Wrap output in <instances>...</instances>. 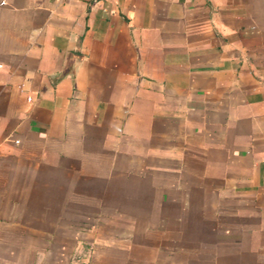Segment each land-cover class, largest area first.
I'll return each instance as SVG.
<instances>
[{"label": "crops", "instance_id": "1", "mask_svg": "<svg viewBox=\"0 0 264 264\" xmlns=\"http://www.w3.org/2000/svg\"><path fill=\"white\" fill-rule=\"evenodd\" d=\"M0 264H264V0H0Z\"/></svg>", "mask_w": 264, "mask_h": 264}]
</instances>
